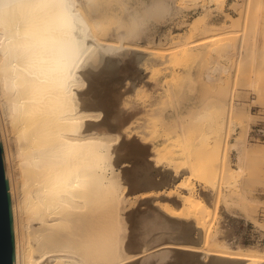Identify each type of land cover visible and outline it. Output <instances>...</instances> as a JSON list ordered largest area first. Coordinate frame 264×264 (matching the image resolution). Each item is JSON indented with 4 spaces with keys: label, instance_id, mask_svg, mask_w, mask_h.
Instances as JSON below:
<instances>
[{
    "label": "bare ground",
    "instance_id": "6f19581e",
    "mask_svg": "<svg viewBox=\"0 0 264 264\" xmlns=\"http://www.w3.org/2000/svg\"><path fill=\"white\" fill-rule=\"evenodd\" d=\"M203 1L162 48L150 22L178 0H0L15 264H264L212 231L235 205L264 231L257 201L233 192L252 180V114L223 80L264 72V0ZM228 4L237 17L216 27Z\"/></svg>",
    "mask_w": 264,
    "mask_h": 264
},
{
    "label": "rangeland",
    "instance_id": "374dc122",
    "mask_svg": "<svg viewBox=\"0 0 264 264\" xmlns=\"http://www.w3.org/2000/svg\"><path fill=\"white\" fill-rule=\"evenodd\" d=\"M178 2L174 4L175 8L171 7L169 9L165 18L150 22V29L154 31L157 30L154 41L156 47H174V40H172V37L179 36V34L181 35L188 30V24L191 23L194 17L202 12L201 10L204 4L203 0H199L197 2L199 7L197 4H182V2ZM183 5H187V7L185 6L186 8H183ZM228 8L229 4L223 8V10L213 13L210 22L216 27H220L226 14L237 17L238 13H235ZM171 19L172 21H170ZM234 30L240 31L241 29L240 27H234V29L232 28V34L230 35L234 42H238L239 36L237 35L241 33V31L237 34H233ZM221 32H223V30ZM162 34H164L165 38L162 37ZM213 64L214 62L211 63V65ZM255 67L256 65L251 64L243 66L242 70L235 76L234 73L223 75V80L226 85L233 87L236 104H238L239 107H244L250 114H252V118L249 120L250 132L246 137V145L250 150L249 157L246 161V168L251 171L250 177L252 180L249 181L247 185L242 187H234L233 192L234 190L237 193L243 192L242 194H247L246 196L249 200L251 199L257 201V204L253 205L255 209H252L251 214L262 225H264V91H262L260 95L258 94L260 89H264V72L258 71L256 76L253 75L250 77L248 74L251 75ZM158 75L160 77V72ZM162 75L164 76L165 74H161V79L164 78ZM182 93L190 95L191 86L185 83V86L182 88ZM240 131L241 129L238 128L233 136L236 137ZM230 139L233 140V137ZM231 157L232 165L235 167L236 165L234 164L237 163V154L235 151H232ZM194 183L196 191L199 194H202L203 187L197 182ZM246 203H249V201H246ZM221 219L223 220L220 221ZM217 221L218 222H215L212 228L213 234H216V232L221 229L220 232L222 234L224 230H226L224 232L226 235L229 230V234H231L232 237L231 242L234 245L240 246L243 250L252 249L257 254L264 252V231L258 229L251 219H247L243 210L239 206L235 205L229 209L223 206L219 220ZM230 231H232V233ZM220 232L218 233L220 234ZM194 235L195 234H192V237H195Z\"/></svg>",
    "mask_w": 264,
    "mask_h": 264
},
{
    "label": "water",
    "instance_id": "95a60500",
    "mask_svg": "<svg viewBox=\"0 0 264 264\" xmlns=\"http://www.w3.org/2000/svg\"><path fill=\"white\" fill-rule=\"evenodd\" d=\"M0 264H15L12 200L0 141Z\"/></svg>",
    "mask_w": 264,
    "mask_h": 264
}]
</instances>
